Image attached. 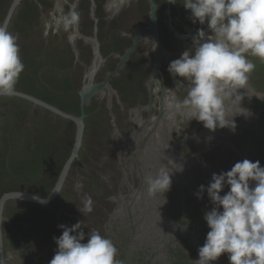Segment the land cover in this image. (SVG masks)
Here are the masks:
<instances>
[{
    "label": "rangeland",
    "instance_id": "374dc122",
    "mask_svg": "<svg viewBox=\"0 0 264 264\" xmlns=\"http://www.w3.org/2000/svg\"><path fill=\"white\" fill-rule=\"evenodd\" d=\"M23 1L26 2L21 4L19 11L22 7L23 9H27V7H24L25 3L34 5L31 3V1H33L36 3L34 6L37 10V19L35 20L33 28L29 30L25 28L24 33L22 34L23 37L20 39V55L25 65L22 73L27 77H23V79L18 81L16 85L17 88L36 89L37 87L31 84L34 81L33 74L42 72V75L46 78L49 77V73H52L50 78L53 81L52 85H54L56 91L63 85V82L65 83L64 80L69 79L72 76L74 81L71 85V92H77L82 83L81 75L83 74V71H86L90 66L92 47L84 44L79 38H76L75 40L69 38L68 36L71 34V29L67 31L60 29L61 32L63 31L62 33L56 31L55 28L60 27V23H63V17L70 11L68 10L67 5L60 4V9L64 11L61 21L58 19L60 11L59 15L54 13V0H22V2ZM74 1L75 0H67V3L72 4ZM136 1L137 0H129L127 4L116 12L110 13L107 11V15L102 9L104 3L103 0H94L95 9L94 13L91 15L90 2L87 0H80L76 3L77 6L75 10H72L79 14V23L77 25V32L79 35L91 37L93 27L96 26V36L99 41L100 53L102 57L107 58V67L110 66V69H107L105 65V71H109L113 68L117 61L116 58L121 54L123 49L130 45V32L133 28L145 25L147 22L148 9L142 8L141 5H137ZM139 1L141 0H138V2ZM176 2V4L172 5H175V8L178 10L185 11L186 14L183 15L181 13L177 18L176 16L173 18L174 23L176 24L175 31L181 36H186L189 33L194 35L196 30L202 26L199 23L192 22L190 19V10H185L182 5L184 0H176ZM126 6L128 9L124 10ZM3 11L4 10H2V14ZM16 11L13 16H15ZM54 14L56 15V18L53 17ZM41 15L44 17L42 18ZM108 16L109 19L106 20V17ZM93 18L98 21L96 25L93 23ZM14 23L16 24L15 21ZM203 28L207 33V26ZM8 30L13 33L11 26ZM63 33H65V35ZM182 41L185 43L188 42L187 48H183L177 52L167 50L170 53V59H172V61L178 59L184 51L188 50L191 52L193 50L194 45L192 37ZM180 44H183V42ZM68 46L72 52L73 65L67 72L65 61H70V58L67 56ZM39 50L43 53L41 54V62L36 64L35 55ZM58 50L59 56H64V58H66L65 61L64 59H60L59 62L57 61ZM151 51L152 48L147 40L140 42L139 49L137 48L134 55V60L131 61L130 65L124 67L122 71V75H125L124 78L127 80L125 83L126 87H135L134 83L130 82V80H134L138 75H140V82L143 85L151 69L153 59ZM22 55L26 56V58L23 59ZM57 63L59 67L58 65L56 67ZM42 65L43 68L39 69ZM165 65L167 66V62L164 59V62L161 65L163 71ZM100 69L99 74L103 75L105 71L103 72L102 67ZM185 86H187L186 83ZM47 88L48 85L46 84L45 89L42 90L37 88L36 91L40 94L42 99L41 102L51 107L54 106L52 103H56L54 100L58 99L63 94L50 93ZM186 93L187 88H183L182 91L179 92V96L175 92L172 93V101L167 105V110L164 112L165 114L158 126L159 133L156 132L154 134L155 150L153 153L157 156V163L152 174H155L160 168L164 167L165 164H167L168 168L171 170L173 167L171 161L176 164L173 156L177 154V151L184 152L186 149L190 148L186 143H184L183 146L177 147V140L180 139L181 136L180 131L183 132V138L186 139L187 136L192 135L189 132L193 131V129L198 126L199 122L195 119L190 120V116L186 113L176 112L170 108V104L174 101L182 100L186 96ZM238 94L244 96L242 101L243 105L229 102L227 104L228 118L231 119L232 116L238 114L240 111L246 110L245 107L248 109L250 115L235 116L233 118L235 124L234 129L226 127L223 129L218 128L215 131H209L203 127L202 133L189 142L194 143L197 147V154L199 155L198 160L204 156L205 151L207 153L206 177L209 179L207 178L206 184H204L205 187L211 180L210 177L215 173V170H218L225 165H228L226 169L230 170L236 162L242 161L243 158L253 162L259 160L260 165L264 166V152H262L257 146V143L262 142L264 138L259 129L258 114L255 112L256 104L260 102L261 95L257 94V91L250 80L247 88L239 89ZM12 98L17 97L0 96V184H4L7 187H9L8 183L16 182L13 169L8 168L11 164L16 163L14 162L16 152L21 150L23 155L28 154V158H30L35 150V144L43 140H51L55 142L56 146L52 152L54 155L67 154L66 148L70 132L67 126H65V123L48 113L46 108L34 106L24 99H20L21 101L19 102L12 101ZM107 99L110 102V106H108L106 102ZM115 100L116 103H119V98L117 100L116 95L108 98L98 94L92 99L90 104L86 106L87 112L84 122L86 125V134H84V142L88 145L97 147L102 145V142H105L104 138H110L113 135L114 132L111 126V119H115L118 116L116 109L119 111L123 110L122 107L119 109L118 105H115ZM66 101L71 102V98L64 96L59 100V102H63L64 104H66ZM144 106L145 103L140 105L138 109H142L141 107ZM155 109H157V106ZM27 110L28 116L30 117H28L29 119L27 118L28 120L25 119L24 114ZM109 111L111 112L110 118L107 114ZM128 114L131 115V117H134V113ZM151 115L155 116L156 111ZM136 117L138 120L139 118L143 119L142 113L136 114ZM1 120L4 121V124ZM178 127L180 128V131H178ZM4 130L7 132H4ZM232 147L237 150L243 158ZM237 155L239 160H235ZM54 160L56 162V156L54 157ZM193 161L194 160H184L183 163L189 164V166H182V168H186L188 171L191 169V171H194L193 174H195L198 173L197 167H199V165L194 161L196 166H193ZM171 179V186L173 187V185H175V190H172L170 193L168 191L165 194L160 193L159 197L161 199L170 198L174 192L179 190L180 192L175 194L178 200L175 204L179 207L168 206L167 210L161 209L165 220L169 221L170 217L172 219L176 217L188 221L200 222L199 219L204 221L203 216L205 212L211 210L212 207L207 197V193L205 192L203 198L198 200L195 199V196H192L191 199L193 200L191 203H187L184 182H181L175 169L171 174ZM180 186L184 187L178 188ZM189 189L197 191V187H194V185H191ZM227 191L228 188L225 187L221 192V195ZM6 192H8V190ZM154 205L155 203L153 201L149 206H145L147 211L143 212L144 220L140 225L143 234H146L145 230L153 227V217L156 214V207ZM198 206H202L204 210V212L200 214L199 219L194 216V213H200ZM46 207L47 206L34 203L23 204L22 202H15L12 200L6 203L4 207L6 217L3 218L2 221L5 246L4 251L6 253L5 264H26L31 252H37L38 256L45 254L46 250L44 251L41 247L42 237L44 236L42 230L44 226L51 223V220L48 218V213H50V211ZM8 209L12 210L11 214L6 213ZM188 210H190V214L187 218L184 216V213ZM208 231L209 228L205 222V235ZM46 245L49 246L47 242ZM222 255L223 258L228 261L227 254ZM47 256L43 258H47Z\"/></svg>",
    "mask_w": 264,
    "mask_h": 264
},
{
    "label": "flooded vegetation",
    "instance_id": "af4514ba",
    "mask_svg": "<svg viewBox=\"0 0 264 264\" xmlns=\"http://www.w3.org/2000/svg\"><path fill=\"white\" fill-rule=\"evenodd\" d=\"M58 1L61 2L60 0ZM87 1L90 2L91 15L94 13L95 9L94 0ZM103 1L104 3L102 9L107 15L108 12L114 13L122 8L129 0L114 12L106 5L109 0ZM152 1L155 5L156 13L154 29L156 30L157 39L160 45L163 48L167 47L169 51L172 52H177L188 47V42L185 43L182 40L187 39L190 36L179 35L175 31L176 24L173 19L175 16L177 18V16L181 13L183 15L186 14L185 11L176 9L175 5H172L173 3H171L170 0ZM136 4L141 5L142 8L148 9L147 22L145 25L133 28L130 32V45L122 50L121 54L116 58V64L111 70L105 71L104 69L107 58L102 57L100 53L99 41L96 36V32L94 33V27L91 37L84 36L86 38L95 39L96 43H98L101 60L99 65L94 63V52L92 50L90 66L86 71H83V74L81 75V86L89 81V79L92 83L103 82L106 75L113 71L115 66L118 64L119 58L122 56L124 50L129 48L134 42L133 38L135 29L139 28L140 33H142L143 30L150 29L149 15L151 4L149 0H141L139 2L137 0ZM76 6L77 4H75L73 10H75ZM67 7L69 10V5H67ZM126 9H128L127 6L124 10ZM108 19L109 16L106 17V20ZM94 20H96V23ZM93 23L96 25L98 23L97 19L93 18ZM205 26L206 25L202 27ZM60 29L65 31L69 30L65 29L64 26H60ZM73 29H71V34L68 36L69 38L72 34L74 37L76 35V38H79L84 44L91 46L90 42H86L84 39L79 37V34H76ZM144 40H147L152 49H156L155 42L151 35L138 37L135 48L128 56L126 63L116 74L110 76L108 80L110 90L108 91L107 88H103L102 91L98 93L101 94V96L108 98L116 95L117 100L119 98L118 102L120 104L116 103L115 100V105H118L119 109H121V107L123 108L122 111L116 109L118 116L115 119H111V126L114 133L110 138H104L105 142H102V145L93 147L92 145H88L84 142V134H86L84 117L79 148L76 151L75 156H71L76 129L74 118H77L80 113L78 106V114L75 115L76 108L70 107V104L75 106V101L77 103L79 102V90L74 93L71 102L66 101L67 105H64L62 109H56L57 112L55 113L48 111L51 115L64 121L65 126H67L70 130L66 148L67 154L54 155L52 152L56 147L55 142L45 140V148H41L38 155V159L41 160L40 167L42 169L40 175L35 179V181H32L31 179L25 180L26 185L23 183H14V187H17L18 189L6 192H25L38 198H47L52 192L57 180L61 176L64 166L69 163L62 185L56 195L44 205L34 203L47 206L46 208L50 211V213H48V218L51 220V223L44 226L42 230L44 236L42 237L41 247L44 251L46 250L45 254L40 255V257L37 252H31L26 264H49V261L53 258L57 249L53 237L58 238L62 234L61 230L58 229L57 226L60 224L71 226L77 221H82V224L84 225L82 230L86 235L85 240L82 241V243L87 242L88 231L90 233L92 230H98L103 236H106L114 242L118 249L117 259L121 261V264H195L194 261L198 259V248L201 247L205 241L203 236L199 233L201 229H204L205 231V221L199 219L200 214L203 212V207L198 206L200 207V213H194L197 215L199 214L198 216H194L199 219L200 222L188 221L176 217L173 219L168 217L170 220L166 221L161 209L167 210L168 206L179 207L175 204L178 201L175 194L180 191L177 190L174 192L170 198L161 199L159 194L150 196L147 193L146 186L144 184V177L152 174L153 169L155 170L156 167L157 156L153 153L155 150L154 134L156 132L159 133L158 126L160 123L156 126V129L152 134L148 133L149 131H145L141 135V138H138L135 141L132 139V134L138 128V119H136L137 117L135 113L140 105L145 103V106L141 107L143 110L140 109V113H142L143 119H145L148 116V112L145 108L148 105V100L151 99L152 107L150 114H153L156 111L157 115L158 98L164 96L163 102L167 106L170 101H172V94L169 95L168 93L169 89L172 90L173 93L175 92L178 96L179 92L183 89L179 86L176 87V80L181 78H174L167 71L168 65L172 61L170 58H164L167 62V66L165 65L164 71L161 67L164 59L160 64L158 69L159 72L156 75L158 85L152 82L151 71L155 60L152 51L151 54L153 59L150 73L143 85L140 82V75H138V77L134 80H130V82L134 83L135 87L131 88L125 86L127 80L124 78L125 75H122V71L124 67L130 65L131 61L134 60L137 48L139 49L140 42ZM181 42H183V44H180ZM72 65L73 60L71 66ZM101 67L103 68V72L105 71L103 75L99 74ZM106 68L108 69L109 67L106 65ZM69 81L72 85L74 81L72 76L69 78ZM59 93L63 94L62 96L64 97L65 95H71L73 91H61ZM165 97L169 102L166 101ZM91 99L93 98H90V100ZM107 100L106 102L108 104L109 100ZM156 106L157 109H155ZM128 113H134V117H131ZM61 114L67 115L68 117H64ZM107 114L110 118L111 112L109 111ZM84 116H86L85 111ZM178 131H180L179 127ZM182 133L183 132L180 131L181 136L180 139L177 140V147L183 146L184 143H186L190 148L186 149L184 152L177 151V154L174 156L176 165L184 167L189 166V164L183 163L184 160H194L196 164L199 165V167H197V176L195 173L192 177L191 172L193 174L194 171H188L186 168L182 171H176L181 182H184L187 194L185 195L187 203H191L193 200L191 197L195 196L194 193L196 190L189 189V187L194 185V187H197L198 189L200 185L206 184L207 153L205 151L204 156L198 160L199 155L197 154V149L194 148L195 144L189 143L195 137L192 138V140L187 137L185 139L183 138L184 136ZM55 156L57 157L56 162L54 160ZM237 158L239 159L238 155ZM192 165L196 166L195 164ZM182 187L184 186H180L178 188ZM175 188V185H173V187L170 186L168 192L170 193L172 190H175ZM6 193L3 192L0 194V198ZM11 200L16 202L14 199L6 200L1 214L0 262H2V264H5L6 260L2 221L3 218L6 217L4 207L6 203ZM153 201L155 203L154 206L156 207V214L153 217V227L145 230L146 234H143L140 226L144 220L143 212L147 211L145 206H149ZM19 202H22L23 204L33 203L21 200H19ZM89 202L92 208L91 212H87L85 210L89 206ZM79 210H81L82 213ZM189 214L190 210L186 211L184 216L188 218ZM46 242L49 246L46 245ZM44 255H48L47 258H43L45 257ZM213 264H229V262L223 258V255H221L217 261L213 262Z\"/></svg>",
    "mask_w": 264,
    "mask_h": 264
},
{
    "label": "clouds",
    "instance_id": "9594fccd",
    "mask_svg": "<svg viewBox=\"0 0 264 264\" xmlns=\"http://www.w3.org/2000/svg\"><path fill=\"white\" fill-rule=\"evenodd\" d=\"M182 5L190 10L193 23L206 25L208 29L206 33L203 27L198 28L193 37L189 33L193 50L184 51L167 68L171 76L181 78L176 80V87L187 88L186 96L174 101L170 108L199 122L189 132L192 135L187 136L192 140L202 133L203 127L209 131L234 129L235 116L250 115L245 107L246 110L229 119L227 104L243 105L244 96L238 90L247 88L256 69L250 57L264 63V0H184ZM78 23L76 11L70 10L63 17L65 29H73ZM18 40V34L0 27V96L15 94L25 67ZM165 58H170V53ZM235 160H239L237 156ZM171 163V170L165 164L155 174L144 177L150 196L165 194L170 189L173 170H183L182 166ZM227 166L215 170L208 185H200L194 193L197 199H202L206 192L212 205L203 216L209 231L206 235L204 229L199 231L205 241L198 248V259L194 262L213 264L222 254H227L229 264H264V166L259 160L248 159L236 162L230 170ZM225 187L228 191L221 195ZM85 210L92 211L90 202ZM83 226L82 221L57 226L62 234L53 237L57 249L49 264H121L114 242L98 230L88 231L87 242L82 243L86 235Z\"/></svg>",
    "mask_w": 264,
    "mask_h": 264
},
{
    "label": "water",
    "instance_id": "95a60500",
    "mask_svg": "<svg viewBox=\"0 0 264 264\" xmlns=\"http://www.w3.org/2000/svg\"><path fill=\"white\" fill-rule=\"evenodd\" d=\"M60 1L64 5L67 4V0H60ZM76 1L73 2L72 5H69V9L71 11L73 10V8L75 6ZM21 2H22V0H11L10 1L9 5H8L6 11H5V14L3 16V19H2V22L0 24V27H4L6 29L8 28V26L10 24V21L12 19V16H13L15 10L18 8V6L20 5ZM149 2L151 4L150 5L151 6V8H150V15H149V26H150V29L149 30H143L142 33L139 32V28L135 29V31H134V38H133V41L134 42L132 43V45L129 48H127L126 50H124L122 56L119 58L118 64L115 66V68H114L113 71L109 72L106 75L105 80L103 82H101V83H95V82L92 83V82H90V79H89V81H87L86 83H84L80 87V89L78 91L79 113H80V115L77 118H74V121L76 123V129H75L74 144H73V148H72V155H71L72 157L75 156L76 151L79 148L80 138H81L82 129H83V119L85 117L84 116V107L86 108V106L89 105V103H90V98H93L98 93H100L103 88H107L108 90H110V86L108 84V80H109L110 76L116 74L120 70V68L126 63V60H127L128 56L134 50L135 45H136L137 40H138V37H140V36L151 35L152 36V39L155 42L156 49H154V52H153V55H154V59L155 60H154L153 68H152V71H151V79L153 78L152 79V82H154L156 85H158V83L156 81V75L159 72L158 69L160 67V64H161L162 60L166 56H169V53L166 51L165 48H163L160 45V43H159V41L157 39L156 30L154 29V24H155V20H156L155 5H154V3H153L152 0H149ZM41 16L43 18V15H41ZM94 22L96 23V20H94ZM73 30H74V32L76 34H78L77 27H75ZM95 32H96V26H94V33ZM78 36L81 37L82 39H84L86 42H90L91 43L92 50L94 52V56L100 57L99 50H98V43H96L95 39L86 38V37H84L82 35H78ZM192 37H193V35H192ZM74 93H76V92H74ZM168 93H169V95H171L173 92H172V90L169 89ZM57 94H61V93H57ZM13 96L19 97V98L24 99V100H27L31 104H33L34 106H40V107L46 108L47 110H49L51 112H54V113L57 112V110L55 108L50 107V106L44 104L40 100H38V99H36V98H34V97L30 96V95H27V94H24V93H20V92H16L15 91V94ZM163 99H164V96L158 98V101H157V104H158V114L155 117H153L150 114V110H151V107H152V102H151V99L148 100V105L145 108L147 110V112H148V116L145 119H140L139 118V120H138V128L132 134V139L134 141L136 139H138V138H141V135L145 131H149L148 133L152 134L154 132V130L156 129V126H158V124L161 122L162 116H163L164 112H166V110H167V106L164 104ZM109 104L110 103L108 101V106H110ZM140 112H141V110L140 109H137V111H136L135 114H138ZM61 115L64 116V117H68L67 115H63V114H61ZM197 134H200V133H197ZM144 139H146V138H144ZM218 142H223V141H218ZM224 143H226V142H224ZM235 151L238 152L237 150H235ZM169 152H170V149H169ZM241 157H242V155H241ZM243 160H244V158H243ZM68 164L66 166H64V168H63V170L61 172V176L57 180L54 188L52 189V192L49 194V196L47 198H44V199L38 198V197H36V196H34L32 194L25 193V192L6 193V194H4L0 198V226H1L2 209H3V206H4L5 202H6V200H8V199H14L16 201H19V200H21V201H29V202H33V203L42 204V205L48 203V201L51 198H53L56 195V193L59 191V189H60V187L62 185V181L64 179V176L66 174V170H67ZM206 181H207V179H206ZM0 239H1V227H0Z\"/></svg>",
    "mask_w": 264,
    "mask_h": 264
},
{
    "label": "trees",
    "instance_id": "16d2710c",
    "mask_svg": "<svg viewBox=\"0 0 264 264\" xmlns=\"http://www.w3.org/2000/svg\"><path fill=\"white\" fill-rule=\"evenodd\" d=\"M9 2H10V0H0V23L2 22L4 12L9 5ZM24 2H26V1H23L20 3V5L17 8L15 16H13L11 19L12 22L10 21L11 24H9V26H8V28L11 26V30L13 31L14 34H18L19 45H20V39H21V37H23L22 34L24 33L25 28L27 30L33 28V26L35 24V20L37 19V10H36V7L34 6V5H36V3H34L33 1H31V3H33L34 5H29V4L25 3L24 7H27V9H23V7H22V9L19 11V9L21 8V4ZM2 10H4L3 14H2ZM14 21L16 22V24L14 23ZM20 48H21V46H20ZM67 52H68L67 56H68V58H70V61H65L66 58H64V56L63 57L59 56V50L57 52V61L59 62L60 59H64V61L66 63L67 72H68V69L71 67V64H72L71 50H70L69 46H68ZM42 53L43 52L41 50H39V52L36 53V55H35L36 56V64L41 62V54ZM22 57H23V59L26 58V56H24V55H22ZM250 59H252L253 62L256 64L255 71L252 72L250 75V81H252V85L255 87L257 94L261 95L260 102L256 104L255 112L258 114L259 129L261 130V135L264 138V63H262L259 59L255 58V57H250ZM57 65H58V63L56 64V67H57ZM56 67H55V71H56ZM58 67H59V65H58ZM41 68H43V65L39 67V69H41ZM51 74L52 73H49V77L46 78L42 75V72L38 73V74L34 73L33 74L34 81L31 84L36 86L39 89H42V90L45 89L46 84H47L48 85L47 89L49 90L50 93H53V94H57L61 91L71 92V82L69 81V79L64 80L65 83L63 82L62 86H60L58 89L56 88L57 89V91H56L54 85H52L53 81L50 78ZM23 77H27V76H25V75H23V73H21L19 80L23 79ZM32 85H30V86H32ZM36 89L17 88V86H16V91L29 94L33 97H36V98L42 100L39 92H37ZM65 96H68L72 99V96H74V93H72L71 95H65ZM62 97L63 96H60L58 99L54 100L56 102V103H52L54 105V107H56L58 109H62V107L64 105L65 106L67 105V103L64 104L63 102H59V100L62 99ZM12 101L19 102L21 100L19 98H12ZM70 107L76 108L75 115H77L78 114V103L75 101V106L73 104H70ZM85 112H87V111L85 110ZM24 114H25V119H27L29 117L28 116V110ZM259 118H260V121H259ZM1 122L4 124L3 120H1ZM4 132H7V131L4 130ZM45 142L46 141L43 140V141H40L34 145L36 150H34L33 155L30 158H28L29 157L28 154L23 155L21 150L16 152V157L14 158V162H16V163L11 164L8 167V168L13 169L14 176L16 177V182L8 183L9 187H7L4 184H0V194H2L3 192H6L7 190L10 191V190L18 189L17 187H14V183H21V184L23 183L26 185L25 180L31 179L32 181H35V179L40 175V173L42 171V169L40 167L41 160L38 159V155L41 151V148L42 149L45 148ZM257 146L262 152H264V139L262 142L257 143ZM11 153H13V152H11ZM7 213L11 214V210L10 209L7 210Z\"/></svg>",
    "mask_w": 264,
    "mask_h": 264
},
{
    "label": "bare ground",
    "instance_id": "6f19581e",
    "mask_svg": "<svg viewBox=\"0 0 264 264\" xmlns=\"http://www.w3.org/2000/svg\"><path fill=\"white\" fill-rule=\"evenodd\" d=\"M128 0H109L108 2H107V6L108 7H110V9H111V11H115V10H117L118 8H120V6L121 5H124L126 2H127ZM62 2H59L58 0H54V5H55V11H54V13H57L58 15H59V11H60V15H59V17H58V19L59 20H61V17H62V14H63V10H61L60 9V4H61ZM53 17L54 18H56V15L54 14L53 15ZM62 21V20H61ZM60 26H63V23L61 22L60 23ZM56 29V31L58 32H60V27H56L55 28ZM63 31H65V30H63ZM62 31V32H63ZM61 32V33H62ZM97 35V34H96ZM70 38H72L73 40H75V38H76V35H75V37H74V35L72 34L71 36H70ZM94 63L96 64V65H99V63H100V60H101V58L100 57H98V56H94ZM93 66V65H92ZM108 67H110V66H108ZM109 69V68H108ZM109 91V90H108ZM210 182V181H209Z\"/></svg>",
    "mask_w": 264,
    "mask_h": 264
}]
</instances>
